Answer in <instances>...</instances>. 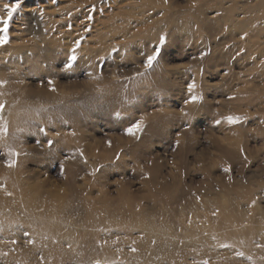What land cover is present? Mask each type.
Segmentation results:
<instances>
[{
	"label": "rangeland",
	"instance_id": "obj_1",
	"mask_svg": "<svg viewBox=\"0 0 264 264\" xmlns=\"http://www.w3.org/2000/svg\"><path fill=\"white\" fill-rule=\"evenodd\" d=\"M12 2L0 0V16ZM8 34L0 264H155L142 261L144 243H168L167 234L145 226L178 234L182 248L161 264H264V198L250 206L264 197V0H22ZM161 35L158 62L137 77ZM190 95L201 99L185 103ZM230 114L247 119L229 124ZM138 120L142 132L127 135ZM9 147L20 153L14 167ZM68 231L78 241L60 239ZM194 232L223 240L184 241Z\"/></svg>",
	"mask_w": 264,
	"mask_h": 264
},
{
	"label": "snow or ice",
	"instance_id": "obj_2",
	"mask_svg": "<svg viewBox=\"0 0 264 264\" xmlns=\"http://www.w3.org/2000/svg\"><path fill=\"white\" fill-rule=\"evenodd\" d=\"M165 2H167V0H165ZM21 3H22V0H14V2H12V3L4 4V9L7 12V16L6 17L0 16V47L6 45L10 41V37H9V34H8L9 26H10V23H11V21L13 19L14 14L21 7ZM88 19H92V16H89ZM69 28H71V25H69ZM246 35L247 34L245 33V36ZM241 38L243 39L244 37H241ZM166 42H167V36L166 35H161L159 37L158 45L154 47V49L151 52V54H145V58L143 60V66H144L145 71L137 72L135 74L137 77H144L146 72H147V70L151 69L154 66V64L158 62V60L160 58V54H161V48L165 45ZM79 47H80V41L77 40L75 42V47L70 49L69 55L67 56V62L63 64V68L64 69H71L73 67V63L75 61H77V59H78V57L76 55V49H78ZM117 51H118V48L114 47L112 49L113 53H116ZM205 55H207V53H201L200 54L201 59ZM101 71H102V69H101ZM4 83H7V82L6 81H0V84H4ZM48 84L51 86V90L55 91L54 81L49 79L48 80ZM195 88H196V83H195L194 80L187 84V91L189 93H192ZM199 99H201V97H199L197 95H190L189 99H187L185 101V103H195ZM4 108H5V104L4 103H0V113L3 112ZM182 114L185 115V116H188V113L183 112V110H182ZM223 119L226 120L229 124H233L234 125V124H238L241 121L247 119V117L241 116V115H231L230 114V115L224 117ZM215 123L217 125H219L221 123V121L219 119H217L215 121ZM142 130H143V121L142 120H138V121L132 123L129 127H127L125 129V133L127 135H130V136H137V134L142 132ZM25 131H27L25 128H17L16 129V132L17 133H21V134L24 133ZM40 132L46 134V131L43 128L40 129ZM7 134H8L7 121L3 120V117L0 116V138L7 137ZM57 135H60V134L57 133ZM72 135H75V133H72ZM54 143H55V141L49 140L48 141L49 148H51ZM178 143L179 142L177 141V144ZM109 144H111L110 141H109ZM77 151H78L80 157L84 158L83 150L82 149H77ZM7 155H8L9 158L5 160V165L7 167H14L16 165V163H17V159L16 158L19 157L20 153L17 152L15 149L9 147ZM84 159H85V163H87L86 158H84ZM119 159H120V153H117L116 154V160L118 161ZM60 167H61V173H63V164H61ZM101 167H103V166H101ZM98 170L99 169H96L95 171H98ZM223 171L225 173L231 172L232 171L231 165H228V166L224 167ZM229 178H231V177H229ZM7 194L11 195V193H7ZM262 198H264V197L258 196L256 199H253L251 201V205L250 206L255 205L256 202H257V199H262ZM213 215H216V213L214 212ZM2 230H3V225H0V231H2ZM24 235L25 236H29L30 234L28 232H24ZM213 239H215V237H213ZM12 243H16V241H12ZM27 243L34 244L35 241L32 240V239H29L27 241ZM104 243H107V242L105 241ZM133 243H135V242H133ZM153 243H155V241H153ZM69 247H71V245H69ZM220 247L230 248V247H233V245L227 244V243H223V244H220ZM257 247H264V245H257ZM136 250H137L136 248H132L131 249V251H133V252H135ZM237 255L243 256L244 253L243 252H238ZM41 261L43 262V257H41ZM92 264H102V261L97 259V260L93 261ZM203 264H208V261H203Z\"/></svg>",
	"mask_w": 264,
	"mask_h": 264
},
{
	"label": "bare ground",
	"instance_id": "obj_3",
	"mask_svg": "<svg viewBox=\"0 0 264 264\" xmlns=\"http://www.w3.org/2000/svg\"><path fill=\"white\" fill-rule=\"evenodd\" d=\"M31 9L30 8H28L26 11L28 12V11H30ZM53 12V11H52ZM51 14V13H50ZM54 15V14H53ZM52 16V15H51ZM61 16V15H60ZM59 17V16H58ZM230 23H229V26L230 27H232L233 29H237V28H239V29H243V28H246V27H249V25H251L252 24V22L251 21H245V20H230L229 21ZM74 26V25H73ZM96 28H97V26H96ZM95 28V29H96ZM17 30L18 31H20V28H18L17 27ZM96 31H98L97 29H96ZM100 33V32H99ZM18 34H20V32L18 33ZM16 36V35H15ZM5 108H8V107H5ZM4 108V110H3V112L5 113V114H11V112H12V109H11V111L10 112H7V109H5ZM8 109H10V108H8ZM8 209H9V206H8ZM10 210V209H9ZM5 211V210H4ZM1 212V211H0ZM207 218V222H208V217H206ZM211 218V217H210ZM31 220H33V219H31ZM145 224V223H144ZM3 225V224H2ZM58 226V225H57ZM142 226V225H141ZM9 227H11L10 225H9ZM60 227H62V225H60L59 224V226H58V229L60 230ZM143 227H144V225H143ZM31 228L33 229V234H37V233H42L43 234V230H41L42 228L41 227H39L38 225H31ZM166 229H168L166 232H162V231H160V229L159 228H156V227H153V228H150V227H144L143 228V231L144 232H147V234L148 235H153L154 237H159L161 234H163V233H165V235L167 234V236H165L166 238H167V240H168V243H161V244H157V245H153V246H149L148 245V243H144V245H145V248H148L149 247V250L150 251H148V252H145V253H143L142 254V256H143V258L144 259H142V258H140V259H142V261H150L151 263H155V264H161V260H159L160 259V257H162L163 259H164V257H166V258H168V257H170V255H174V253H172V250L175 252V250H177V248H179V245H178V241H177V239H175V237H177L178 236V234L176 233V232H174V229L170 226H168V227H166ZM8 230V229H7ZM7 230H6V232H7ZM49 230V229H48ZM165 230V229H164ZM242 230H245V231H249L250 229H247V228H243ZM210 231H212V228H210ZM9 232V231H8ZM8 232H7V234H8ZM13 232V231H12ZM184 232V231H183ZM1 233V232H0ZM189 233V232H188ZM35 234V235H36ZM237 234H238V232H237ZM234 235V234H233ZM262 235V237H263V234H261ZM2 236H3V234H2ZM8 236H10V234L8 235ZM16 236V235H15ZM15 236H14V233H13V238H15ZM43 236H46L45 234H43L42 236H39V238H37V239H41ZM50 236V235H49ZM53 236V235H52ZM60 237V239H65V240H73V239H77V241H78V236L75 234H71L69 231L67 232V233H64V235L63 236H59ZM233 237V236H232ZM9 238V237H8ZM1 239V238H0ZM3 239V238H2ZM215 240H223L222 238H220V239H213L212 237H210L209 235H205V234H200V233H198V232H194V233H192L191 234V236H190V239L188 238V239H186V238H184V241H186V242H190V243H210L211 241H213V243H214V241ZM2 245V244H1ZM187 247V246H186ZM173 248V249H172ZM180 248H182L181 246H180ZM179 248V249H180ZM172 249V250H171ZM170 250H171V252H170ZM141 251V250H140ZM24 251H22V253H23ZM18 253H20L19 251H18ZM24 254H25V252H24ZM26 254H27V252H26ZM126 254H128V253H126ZM141 254V253H140ZM12 255V254H11ZM58 255V254H57ZM10 256V255H9ZM8 256V257H9ZM15 256V255H14ZM16 256H18V254L16 253ZM20 256H21V253H20ZM179 256V255H178ZM13 257V256H12ZM11 257V258H12ZM22 257H23V255H22ZM10 258V259H11ZM14 258V257H13ZM20 259V258H19ZM18 259V260H19ZM23 259H24V257H23ZM13 260H16V259H13ZM99 260H101V261H104L103 259H99ZM129 260V259H128ZM134 260V259H133ZM132 260V261H133ZM6 261V260H5ZM130 262V264H136V262ZM7 263H8V261H7Z\"/></svg>",
	"mask_w": 264,
	"mask_h": 264
}]
</instances>
